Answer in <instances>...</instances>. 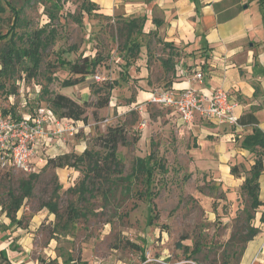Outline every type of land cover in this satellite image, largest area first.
Wrapping results in <instances>:
<instances>
[{"label":"rangeland","instance_id":"1","mask_svg":"<svg viewBox=\"0 0 264 264\" xmlns=\"http://www.w3.org/2000/svg\"><path fill=\"white\" fill-rule=\"evenodd\" d=\"M5 1L18 9L25 21L15 28L17 34L46 25L55 29V36L43 52L36 77L22 84L19 79L24 74L16 72L6 79L17 90L7 95V89L0 88V115L11 120L34 115L38 108L48 109L46 98L52 93L65 94L80 104L87 102L86 122L61 117L66 118L64 130L52 137L47 152L42 150L45 161L63 153L78 156L84 149L100 158L105 153L100 136L107 128L122 125L127 131V142L116 148L117 165L101 160L99 175L88 171L85 163L62 168L35 165L32 171L0 169L2 213L12 204V197L21 195L23 181L31 178L33 185L15 213V222L9 223L18 231L15 240H27L17 243L14 250L25 247L27 258L38 264H238L248 229L264 223V215L255 220L260 209H252L241 190L256 155L241 151L236 138L227 164L236 168L239 177L228 176L223 166L208 171L193 166L197 151L193 153L191 148L196 146V138L182 132L178 139L167 111L137 98L142 90L166 85L161 70L174 71L178 57L172 58L154 31L145 32L143 26L141 33L127 38L128 17L86 13L81 9L82 0ZM49 11L55 16L51 23ZM1 16L0 32L4 34L13 21L7 6ZM5 41L0 42V48ZM133 43L139 49H129ZM167 54L171 58L165 68L161 62ZM83 57L97 58L99 64L83 82L63 86V81L77 76L58 60L74 62ZM141 61L148 70L149 89L130 76L133 70L138 74ZM112 80L117 83L108 104L97 108L98 94L92 90ZM42 86L51 93L42 94ZM99 94L104 96L103 90ZM137 157L143 158L151 176L134 174L129 180L118 179L131 174ZM85 173L92 176L94 189L81 194ZM46 203L56 205L57 216L44 207ZM70 207L78 216H70Z\"/></svg>","mask_w":264,"mask_h":264},{"label":"crops","instance_id":"2","mask_svg":"<svg viewBox=\"0 0 264 264\" xmlns=\"http://www.w3.org/2000/svg\"><path fill=\"white\" fill-rule=\"evenodd\" d=\"M88 1L95 4L97 9L93 11L102 16L144 17L145 32L154 31L163 44H169L165 49L172 58L177 56L178 59L175 60L174 71L161 70V81L167 83L164 86L193 88L205 95L218 89L227 91L238 102V120L245 116L243 119L246 121V115L252 114L264 133V0ZM153 19L159 24L156 25ZM167 56L165 60L171 58ZM142 63L138 74L135 70L129 73L139 79L140 85L149 89L145 79L148 70L141 66ZM195 72L202 74L201 81L194 79ZM153 82L155 84L156 79ZM155 90H142L137 98L149 100ZM164 110L176 127L178 139V133L182 132L196 138V146L191 148L197 151L193 166L206 171L223 166L228 176L233 178L227 164L233 156V144L239 138L240 147L243 137L252 132L253 124L235 126L202 118L184 124L177 114L166 108ZM141 141L144 143L143 136ZM52 143L53 140L50 145ZM240 150L247 151L241 147ZM46 162L45 159H36L38 167ZM258 181L259 199L264 202V169ZM259 209L255 218L257 221L264 213V204ZM9 223L6 212H0V250H3L0 264H38L27 258L25 247L23 251L14 250L17 243L23 244L27 240L23 237L15 240L18 231ZM256 228L259 232L245 243L238 264H264V223Z\"/></svg>","mask_w":264,"mask_h":264},{"label":"trees","instance_id":"3","mask_svg":"<svg viewBox=\"0 0 264 264\" xmlns=\"http://www.w3.org/2000/svg\"><path fill=\"white\" fill-rule=\"evenodd\" d=\"M8 7L12 13V24L9 30L6 33L0 32V42L2 40H6L3 46L0 48V88L7 89L6 94H15L16 86L14 83L7 84L6 79L12 76L16 72L23 73L24 76H20L19 82L23 79L25 82L27 79H32L36 77L39 73L40 64L42 62V55L46 48L53 41L55 36V29H47V26L44 25L34 31L31 32H22L17 34L15 31L16 27H22L25 23L24 19L21 17V12L16 9L9 1L0 0V22H2V14L5 12V7ZM81 9L89 13L96 8L95 4L91 3L88 0H82ZM49 22L55 19V16L49 11L48 12ZM136 19L139 20V26L136 24ZM156 25L159 24L158 20H152ZM145 22L144 17H132L129 18L126 23V31L127 38L130 37L134 33H141L143 29V24ZM18 41H21L23 44H17ZM134 44V43H133ZM164 45H169L165 43ZM129 49L137 50L139 49L138 44L130 45ZM58 59V58H57ZM168 60L166 59L162 62V65L165 68H168ZM60 65H67L70 73L75 74L77 77L74 79H67L63 81V86H72L84 81V78L90 74L94 68L99 64L97 58H80L78 61L70 62L65 60H58ZM52 81L51 78H48V83ZM117 81L112 80L111 82H105L100 86H95L92 90L94 93L98 94L96 107L101 108L108 104L109 96L111 90L116 85ZM103 90L104 96L99 94V92ZM41 93L50 94L45 86H42ZM48 109L58 117H66L75 121H87L86 115V105L87 102H83L82 104L78 103L71 97L62 94V93H52L50 96L46 98ZM245 117V116H244ZM244 117L239 119L240 124L250 123L253 124L252 132L243 137L240 142V147L252 152L256 155V158L251 165L248 174L244 177V180L241 184V190L250 200V207L252 209H256L259 206L263 205L264 202L259 199V176L264 169V133L257 126V120L252 114H247V120L244 121ZM101 145L104 148V155L102 157H95V152H90L87 149H84L80 155H72L70 153H63L56 158H49L46 162L47 166L53 167H78V164L85 163L86 169L91 172H95L99 175L100 161L113 163L117 165L116 158V148L119 143L127 142V131L124 129L122 125L108 127L106 132L100 136ZM151 155V153H150ZM73 157V159H72ZM87 158V161H85ZM161 165L159 164V167ZM230 173L236 177H239L237 170L234 166L230 168ZM144 175L146 178L151 176L150 168H148L143 158L137 157L132 172L126 176H118V179L129 180L132 175ZM34 175H32L33 177ZM92 183V176H89L88 173L83 175V181L81 182L83 188L81 189V194L94 189V185ZM91 185L88 187L87 185ZM32 180L31 178L23 181L21 183V195L17 198L12 197V204L6 207V216L9 218L10 223L15 222L16 216L15 213L20 208L22 200L29 196L32 190ZM50 213L57 216V208L56 205L46 203L44 205ZM70 216H78L77 210L73 207L69 208ZM264 213H261L260 219L263 217ZM253 219V215L249 217ZM264 220V219H263ZM259 232V229L256 227H251L248 229V233L244 239L245 243L252 239L254 235ZM0 255H3V250H0Z\"/></svg>","mask_w":264,"mask_h":264},{"label":"built area","instance_id":"4","mask_svg":"<svg viewBox=\"0 0 264 264\" xmlns=\"http://www.w3.org/2000/svg\"><path fill=\"white\" fill-rule=\"evenodd\" d=\"M94 78L100 79L98 75ZM194 79L201 81L202 74L195 72ZM149 101L171 110L184 124L202 118L240 126L236 115L238 102L224 90L218 89L205 95L193 88L163 86L153 92ZM64 119H56L47 108H38L34 115L27 114L19 120L0 115V169L34 170L36 159H43L42 150L49 147L54 135H60L64 130ZM143 125L145 121L141 122ZM51 127L54 129L50 130Z\"/></svg>","mask_w":264,"mask_h":264}]
</instances>
